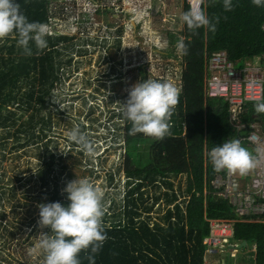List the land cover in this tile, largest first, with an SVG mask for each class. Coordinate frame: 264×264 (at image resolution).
Listing matches in <instances>:
<instances>
[{
    "label": "trees",
    "instance_id": "trees-1",
    "mask_svg": "<svg viewBox=\"0 0 264 264\" xmlns=\"http://www.w3.org/2000/svg\"><path fill=\"white\" fill-rule=\"evenodd\" d=\"M16 2L29 21L47 26V47L38 50L30 42L32 53L27 55L17 46L14 36L0 41V165L8 144V150L13 152L30 144L43 143L35 169L39 181L37 195L42 203L60 202L67 206L70 201L63 191L64 185L59 182L67 166L61 161V153L57 155L49 145L52 142L51 108L57 106L53 92L58 95L57 88L74 55L68 48L78 42L75 53L80 54L83 50L78 44L83 45L86 39L81 37V41L74 34L50 33L53 17L50 0ZM190 6L183 0L182 13ZM200 7L209 18H219L214 34L206 28L193 33L183 23L178 32H166V55L180 56L185 65L178 88V104L168 121L169 134L161 140L140 133L129 134L131 123L121 114V104L126 101L128 92L121 96L119 104L118 117L123 123L115 125V129L108 127L106 137L118 130L124 131V143L117 146L124 148L125 180L122 188H117L121 198H109L108 209L104 210L102 223L106 240L95 254V264H204L202 240L208 233L205 217L234 216L226 201L209 190L205 196L203 194L204 176L214 173L209 151L233 135L228 103L222 98L204 96L205 59L214 51L225 50L229 59L240 66L245 60L264 55V7L254 6L251 0H233L230 11L212 0ZM82 12L76 17L89 23L88 13H84V18ZM85 28L82 27L88 33ZM101 28L99 26V33L93 34L94 40L90 41L103 47L102 43L107 44L105 38L109 40L113 36L108 38ZM180 41L187 45L186 55L176 53ZM65 101L61 103L67 105ZM255 104L245 106L243 121L251 120L256 114ZM78 126L82 131L84 124ZM68 141L71 143L68 148L77 147L82 152L77 144ZM113 176L112 172L108 173L109 184ZM3 178L0 174V183ZM12 197H15V187L11 185L8 191L0 184V206ZM106 198L103 197V209ZM0 212L4 216L2 209ZM261 219L263 221L233 222L234 239L245 241L250 247L255 245V250L248 253L254 255V264H264V216ZM79 258L81 264H89L84 252Z\"/></svg>",
    "mask_w": 264,
    "mask_h": 264
},
{
    "label": "rangeland",
    "instance_id": "rangeland-1",
    "mask_svg": "<svg viewBox=\"0 0 264 264\" xmlns=\"http://www.w3.org/2000/svg\"><path fill=\"white\" fill-rule=\"evenodd\" d=\"M49 5L53 14L50 33L74 34L79 40L81 37L86 39L83 45L78 44L82 53H75L78 42L68 48L74 55L57 88L58 95L53 92L57 96V106L51 108V103L48 104L53 118L49 145L57 155L61 153V161L67 166L59 182L65 187L76 178L89 180L103 191V197L107 196L104 199V210H107L109 198H121L117 190L122 188L125 180L124 148L117 146L124 143V131L121 129L106 137L108 127L115 129V125L123 123L118 117L121 96L136 83L163 79L179 88L185 65L180 56L166 55V32L181 29L183 0H50ZM85 8L90 21L86 24L76 17ZM86 12L81 13L83 17ZM96 23L102 26V32L108 38L113 36L109 40L105 38L107 44L102 43L103 47L90 41L94 40L93 34L99 33ZM84 26L88 33L82 29ZM176 53L179 55L178 48ZM63 100L67 105L61 103ZM79 123L84 124L82 132L93 145L91 155L84 151L80 153L77 147L68 148L71 143L67 133ZM105 144L110 146L109 149L105 150ZM41 145L43 143L30 144L11 152L8 144L1 161L0 174L4 178L0 184L8 191L11 185L15 187V197L0 206L4 215H0V264H43L42 256L28 254L39 234L50 231L38 226V205L42 202L37 195L39 181L35 169L39 164L37 156L43 150ZM56 170H59L58 165ZM109 172L114 175L111 184ZM244 250L247 248H240L231 260L226 253H219L214 258L220 264L242 263Z\"/></svg>",
    "mask_w": 264,
    "mask_h": 264
},
{
    "label": "clouds",
    "instance_id": "clouds-1",
    "mask_svg": "<svg viewBox=\"0 0 264 264\" xmlns=\"http://www.w3.org/2000/svg\"><path fill=\"white\" fill-rule=\"evenodd\" d=\"M198 2L204 5L207 0ZM216 2L221 3L225 11L233 8V0H212V3ZM251 3L256 7H264V0H251ZM83 10L87 11L86 8ZM180 20L193 33L197 29L206 28L214 34L219 18H209L203 7L194 9L190 6L181 14ZM47 33L45 24L28 20L16 0H0V41L14 36L17 46L25 54L31 55L30 42L38 50H43L47 47ZM178 51L181 55L187 54V45L183 41L178 43ZM179 92L173 83L154 79L133 85L128 90L126 101L121 104L122 117L131 123L129 134L140 133L153 140H161L168 135V121L178 104ZM254 108L257 115L264 114V102H257ZM67 135L86 155L93 153V145L79 126ZM109 147L105 144V150ZM208 155L214 171H226L241 177L246 176L257 164L249 150L236 139L226 140L213 147ZM63 191L70 201L67 206L60 202L38 205V226L47 227L50 231L39 234L35 246L28 254L33 257L42 256L43 264H81L79 257L84 252L89 264H95V254L106 240L102 223L104 193L84 178L68 182Z\"/></svg>",
    "mask_w": 264,
    "mask_h": 264
},
{
    "label": "built area",
    "instance_id": "built-area-1",
    "mask_svg": "<svg viewBox=\"0 0 264 264\" xmlns=\"http://www.w3.org/2000/svg\"><path fill=\"white\" fill-rule=\"evenodd\" d=\"M189 3L194 9L200 7L198 0ZM204 94L228 103L235 139L257 161L256 167L243 177L215 171L208 180L209 191L228 200L239 216L264 215V114L260 120H242L247 104L264 102V55L237 66L225 50L212 52L205 59ZM210 228L204 243L214 252L231 234V226L226 219H211Z\"/></svg>",
    "mask_w": 264,
    "mask_h": 264
},
{
    "label": "crops",
    "instance_id": "crops-1",
    "mask_svg": "<svg viewBox=\"0 0 264 264\" xmlns=\"http://www.w3.org/2000/svg\"><path fill=\"white\" fill-rule=\"evenodd\" d=\"M205 74V73H204ZM204 79V78H203ZM204 96H205V94H204ZM206 97V96H205ZM207 98V97H206ZM255 113V112H254ZM262 118V114H259V115H257V114H253V116H252V119L251 120H249V121H253V120H260ZM233 129V128H232ZM233 135H231L229 138H228V140H232V139H235V132L233 131V133H232ZM215 172V171H214ZM213 175V174H212ZM211 177V176H210ZM210 177H206V176H204V178H205V182H204V187H203V194H204V196L207 194V190H209V178ZM182 185H184V180H182ZM216 197H218V198H221L222 200H224V201H226L227 202V204H229V202H228V200H226V199H224V198H222V197H219V196H217V195H215ZM229 206H230V204H229ZM231 207V206H230ZM231 210H232V213L234 214V216H233V218H208V217H205V220L207 221V223H208V233H207V235H205L204 236V238L205 237H207L209 234H210V220L211 219H226V220H228L229 221V223H230V226H231V234L228 236V237H226V240L223 242V244L221 245V246H219V247H216V250L214 251V252H210V250H209V248H208V246L204 243V238H203V240H202V243H203V245H204V255H203V260H204V264H220L219 262H218V260L217 259H215L214 257L217 255V254H219V253H226V255H227V258L229 259V260H231L232 258H234L236 255H237V253H238V250L240 249V248H242V247H246L247 248V250H244V251H242V252H244L243 253V255H242V259H244L243 260V262L242 263H236V262H231V264H254L253 263V258H254V255L252 254L251 256L248 254L250 251L251 252H253L254 250H255V245H253V246H248L247 244H246V242L245 241H243V242H239V241H236L235 239H234V229H233V222L235 221V220H248V221H263V219H261V216H264V215H261V216H243V215H237L235 212H234V210L232 209V207H231ZM249 255V256H248Z\"/></svg>",
    "mask_w": 264,
    "mask_h": 264
},
{
    "label": "flooded vegetation",
    "instance_id": "flooded-vegetation-1",
    "mask_svg": "<svg viewBox=\"0 0 264 264\" xmlns=\"http://www.w3.org/2000/svg\"><path fill=\"white\" fill-rule=\"evenodd\" d=\"M97 24V23H96ZM97 25H99V24H97ZM100 26V25H99ZM113 32V34L116 32V31H112ZM57 33V32H56ZM117 33V32H116ZM119 36V34H117L116 35V37H118Z\"/></svg>",
    "mask_w": 264,
    "mask_h": 264
},
{
    "label": "bare ground",
    "instance_id": "bare-ground-1",
    "mask_svg": "<svg viewBox=\"0 0 264 264\" xmlns=\"http://www.w3.org/2000/svg\"><path fill=\"white\" fill-rule=\"evenodd\" d=\"M194 1H196V0H194Z\"/></svg>",
    "mask_w": 264,
    "mask_h": 264
}]
</instances>
